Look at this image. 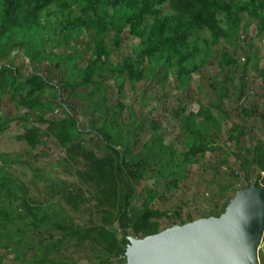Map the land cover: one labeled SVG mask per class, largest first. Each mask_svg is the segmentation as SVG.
I'll list each match as a JSON object with an SVG mask.
<instances>
[{
  "label": "trees",
  "instance_id": "1",
  "mask_svg": "<svg viewBox=\"0 0 264 264\" xmlns=\"http://www.w3.org/2000/svg\"><path fill=\"white\" fill-rule=\"evenodd\" d=\"M251 22L263 36L264 0H0V135L20 124L25 131L18 139L31 158L37 160L36 150L49 140L64 154L55 175L20 153L0 154V264H6L5 251L13 264H74L76 251L89 264H125L130 237L220 216L233 196L214 200L198 215L184 211L188 200L171 209L157 206L166 193L182 190L192 166L203 167L211 151L223 153L230 177L243 172L247 187L251 177L264 187V135L253 137L249 124L254 116L264 122V103L241 102L238 122L228 130L234 145L221 141L223 123L232 120L224 101L246 96L242 70L254 57L252 70L264 80L253 41L247 48L236 44L243 65L234 52H219L223 78L209 84L214 102L196 112L176 110L182 150L166 142L153 118L143 138L147 118L124 102L127 85L145 81L165 84L173 77L178 90L188 91L216 56L215 47L224 39L241 41ZM125 35L138 42L115 62ZM17 52L29 68L17 63ZM109 87L117 89L116 103ZM231 147L237 170L229 168ZM14 163L27 165L33 179L8 170Z\"/></svg>",
  "mask_w": 264,
  "mask_h": 264
},
{
  "label": "rangeland",
  "instance_id": "2",
  "mask_svg": "<svg viewBox=\"0 0 264 264\" xmlns=\"http://www.w3.org/2000/svg\"><path fill=\"white\" fill-rule=\"evenodd\" d=\"M242 40H236L235 45L230 44L225 39L222 40L216 47V56L211 58L210 63L202 70L201 73L195 74L191 82L188 91H181L176 88V82L173 77H170L168 82L165 84H155L150 82H141L136 85L133 89L130 85L126 87V93L124 96V102L127 105H131L139 115H144L147 119L144 121L143 126V138H148L150 132L145 130L148 127V120L153 118L161 125V133L165 136L166 142H173L179 150L185 148L183 143V133L179 128V118L176 116V110L186 108L187 111H198L202 105L208 106L211 102H214V97L211 93L210 83L213 79L218 77L223 78V75L219 67V52L221 50L232 51L241 60V65L245 63L244 54L241 50L236 49V44L247 48L249 43L253 41L256 48L259 49L260 53L258 56L260 66L264 67V35L257 36L256 23L251 22L247 32L242 33ZM138 42L137 39H132L125 35L123 38L122 46L120 52H115L113 60L115 62L119 61L122 55L132 54V45ZM16 61L19 65L24 64L29 68V61L25 57L23 52H17ZM257 61V57L253 58L252 65ZM252 65L250 69L242 70L245 74L246 85L248 88L247 94L242 100L237 101L234 97L233 99H225L224 105L226 109L231 110L232 120H227L223 123V133L221 134V141L225 146H233V143L228 142V130L231 127L232 122L236 121L237 114L240 112L238 110L241 102L249 101L256 102L257 106H261L264 103V80L262 77L254 70H252ZM145 93V96H144ZM109 99L112 103H116L119 100L117 89L114 87L108 88ZM147 97V100H146ZM147 102L146 106L143 107V101ZM5 110V107H3ZM60 112V111H58ZM142 115V116H143ZM81 119V124L86 127L87 120ZM250 128H253V137L264 135V122L254 116L249 121ZM24 127L20 124H14L13 127L7 132L0 135V154H22L23 160L30 161L34 167L45 168L46 172L51 175H55L57 170H60L57 162L63 157V151L57 146L54 140H49L47 144L38 150L36 154L39 156L37 160L31 158L25 153L27 149L26 142L18 139V135L24 133ZM246 143L252 142L250 138L245 139ZM232 148V147H231ZM230 148V155L228 156V162H230L229 168L237 170V158L233 153V149ZM221 151H211L207 153V158L203 161V167L200 164L193 165L188 178L184 181L182 190L173 191L166 193L163 200L157 203V206L162 209H171L176 204H182L183 201H190L189 206L184 207L186 212L191 209L196 215L199 212H206L213 203L214 200L219 202L221 199H227L228 197L234 196V188L238 186V189L246 188L247 181L243 172L238 174L237 178L230 177L227 173V165H223ZM216 164L218 173L215 169L208 167V162ZM3 164L2 161H0ZM206 167V168H205ZM14 175L24 178L26 181H31L33 179V172L27 165L14 163L11 167H7ZM239 172V171H238ZM27 173L25 176L24 174ZM149 182V180L142 183ZM251 182L253 184L254 177H251ZM222 184L224 186L228 185L230 189L223 190L218 187L217 184ZM237 189V190H238ZM167 223L164 222V226ZM145 238V237H142ZM74 253V252H73ZM79 253L73 254L74 264H89L88 260L84 257H79ZM262 252H259V259L261 258ZM4 262L6 264H13V254L4 253ZM125 264H128V259H125Z\"/></svg>",
  "mask_w": 264,
  "mask_h": 264
},
{
  "label": "water",
  "instance_id": "3",
  "mask_svg": "<svg viewBox=\"0 0 264 264\" xmlns=\"http://www.w3.org/2000/svg\"><path fill=\"white\" fill-rule=\"evenodd\" d=\"M264 187L238 189L220 216L174 225L145 238L130 237L128 264H260Z\"/></svg>",
  "mask_w": 264,
  "mask_h": 264
},
{
  "label": "built area",
  "instance_id": "4",
  "mask_svg": "<svg viewBox=\"0 0 264 264\" xmlns=\"http://www.w3.org/2000/svg\"><path fill=\"white\" fill-rule=\"evenodd\" d=\"M243 60L245 59L244 57L242 58ZM259 252H262V254H264V243L263 240L261 241L259 247H258V254Z\"/></svg>",
  "mask_w": 264,
  "mask_h": 264
}]
</instances>
